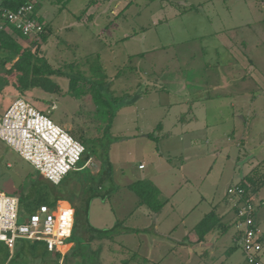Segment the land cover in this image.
Returning <instances> with one entry per match:
<instances>
[{
    "label": "rangeland",
    "instance_id": "1",
    "mask_svg": "<svg viewBox=\"0 0 264 264\" xmlns=\"http://www.w3.org/2000/svg\"><path fill=\"white\" fill-rule=\"evenodd\" d=\"M34 1L51 27L42 55L54 67L87 77L79 80L86 88L83 95L69 92L68 75H54L58 92L37 87L23 97L85 145L79 167L91 157L88 166L67 175V196L78 214L75 243L89 226L110 229L120 220L123 228L114 239L91 242L93 250L102 247V264H121L123 248L147 257L167 256L161 264H248L239 241L243 227L237 223V200L228 188L247 174L258 182L256 216L264 230V57L259 54L253 67L237 49L232 53L240 57L233 66L231 48L217 45V39L232 36L233 0H105L90 8L91 0ZM190 6L203 9L211 24L204 12H186ZM253 27L264 40V21L254 20ZM7 66L0 67V112L19 97L5 80ZM232 70L253 71L257 78L258 93L237 94L235 106L231 93L216 88L238 86ZM89 80L95 82L97 101ZM5 170L20 175V187ZM40 176L0 139V188L23 199L20 224L32 212L28 193ZM144 176H151L166 201L156 215L139 205L129 187ZM81 183L84 197L79 196ZM91 194L95 197L87 209ZM212 210L227 227H213L205 245H193L188 238L187 245H179ZM124 227L132 230L122 232ZM0 255L2 261L5 254Z\"/></svg>",
    "mask_w": 264,
    "mask_h": 264
},
{
    "label": "built area",
    "instance_id": "2",
    "mask_svg": "<svg viewBox=\"0 0 264 264\" xmlns=\"http://www.w3.org/2000/svg\"><path fill=\"white\" fill-rule=\"evenodd\" d=\"M35 8L34 0L17 9L4 6L0 0V27L3 21L9 23L7 31L12 28L13 32L16 29L29 37L40 36L46 26L34 16ZM0 139L55 185L60 184L71 171L88 166L91 160L79 167L78 163L86 151L85 145L23 97L16 98L0 112ZM228 193L237 200V223L243 227L239 241L247 263L264 264V230L256 216V195L237 184L229 187ZM20 207L19 196L7 194L0 188V240L11 246L18 238L44 241L50 251L64 254L62 248L74 230L75 208L61 200L55 206L42 204L26 218L25 223L20 224Z\"/></svg>",
    "mask_w": 264,
    "mask_h": 264
},
{
    "label": "trees",
    "instance_id": "3",
    "mask_svg": "<svg viewBox=\"0 0 264 264\" xmlns=\"http://www.w3.org/2000/svg\"><path fill=\"white\" fill-rule=\"evenodd\" d=\"M29 1L30 0H3V5L11 9H17ZM56 1L62 3L65 0ZM102 1L105 0H91L88 3V8L93 5H100ZM189 8L192 9L194 7L190 6L185 9L187 10ZM34 16L40 22L45 23L44 18L38 14L37 6ZM8 24L9 23L6 22L0 27V51L3 53L0 59L4 67L7 66L8 63H12L5 71V80L13 86L19 97H24L28 91L37 87L48 92H58L60 90V85L53 79L54 75H68L70 77L69 92L71 94L83 95L86 92V88L79 84V80H85L87 78L86 76L81 73L70 74L68 71L61 69V67H54L47 57L42 55L41 47L48 41L51 33V27L47 23H45L46 30L38 37L26 36L21 31L15 29V32L19 35V39H15L6 30ZM71 67H73L72 63L69 64V68ZM90 82L91 86L89 90L92 92L94 100L97 101L98 97L94 91L95 82ZM110 126L111 124H108V127ZM90 158L91 157L88 156L87 160ZM253 169H255V167ZM40 175L39 178H36V180L32 182L28 193V197L30 198L28 205H30L31 213L42 204L55 206L59 200H69L67 195H69L68 192L70 190L71 181H68V176H66L60 184L55 185L41 173ZM236 184L244 187L248 193L253 195H257L261 188L250 174L244 176L243 179ZM129 187L139 196V205H147L152 214H158L166 204V201L160 198L161 191L159 187L151 179H139L130 183ZM85 192L84 184H82L81 194H79V196L84 197L86 194ZM94 197V194L87 197V209H89L90 201ZM20 202L22 206L23 199L21 197ZM77 216L76 210L74 230L68 242L75 241L78 230ZM218 217L217 213L212 210L194 227V231L199 236V241L202 242L205 239V235L210 232L213 227L218 225L220 221ZM122 226L123 223L120 220L110 229H96L89 226V228H86L82 232V238L76 241L75 246L66 254H62L60 251L55 250L50 251L44 241L18 238L15 244L11 246L9 243L0 240V254H5L0 264H88L89 261L102 264L99 256L102 247L100 246L99 249L93 250L91 249V242L103 236L114 239L116 234H118V232L120 233L118 230ZM124 229V232L131 231L128 227ZM85 233H89L90 235L85 237ZM110 249L111 251L115 250L113 246H110ZM120 252L122 253L119 255V257L121 256V264H159L158 261L151 260L147 256L140 254L138 250L123 248ZM93 257H95V259H93ZM61 259L62 262L60 261Z\"/></svg>",
    "mask_w": 264,
    "mask_h": 264
},
{
    "label": "crops",
    "instance_id": "4",
    "mask_svg": "<svg viewBox=\"0 0 264 264\" xmlns=\"http://www.w3.org/2000/svg\"><path fill=\"white\" fill-rule=\"evenodd\" d=\"M205 2H207V1H205ZM229 8L231 10L230 11L231 17H230L229 30H230L232 36L229 38V41H226L228 39H225V40L224 39H217V45L219 47H228V48L230 47L231 48V49H229L230 53L239 49L240 55H244L246 60H248L251 63V65L254 67V64H255L254 60L256 59V57L260 58L259 54H262V57H264V47L257 46V43H263V46H264V40H263V38H261L262 36H260L259 32L256 31L253 27L254 20L264 21V0H233V6H230ZM185 11L186 12L189 11L190 13L198 12L199 14L201 12H204L203 9L201 10L198 8L197 9H195V8L187 9ZM204 14H205L206 20L211 24L212 20L210 19L209 15L206 14L205 12H204ZM8 31L15 39H17V37H19V35L15 31L13 32L12 28H8ZM221 32H225V30H221ZM253 36H260V40H254ZM227 44H229V46ZM240 55H239V57H240ZM239 57L237 56L236 53L231 54V60H233L232 61L233 66L238 65L237 61H239ZM1 66L2 65H0V67ZM9 67L10 66H7V68H9ZM232 71H233L232 75H234L235 77H238L237 78L238 79V86H237L236 82H234L235 86H232V85L230 86L228 83H225V85L219 84L216 88L217 89L219 88L218 91H220V92L222 91L225 93H227V92L231 93L233 95L232 97H235V98H233V101H231V103H232L231 105L235 106L234 100H236L237 94L241 93V94L245 95L248 92H250L251 90L253 92L257 91L255 89L257 86V78L254 75L253 71H251L250 74L245 72V70H242V71L239 70L238 72H236V70H232ZM227 84H228V86L226 87ZM257 93H258V91H257ZM160 124H159V127H160ZM161 127H162V124H161ZM165 136H167V135H165ZM141 165H143V164L139 165V167L141 169L145 168L144 166L141 167ZM145 178L151 179L154 182V180L151 178V176L150 177L144 176V177L136 179L135 181H137L139 179H145ZM89 196L90 195H88V197ZM61 201L68 202L69 204H71L70 200H61ZM217 215L219 216L218 219L220 220L217 227L220 226L221 229L224 230L227 226L223 224L221 215H219L218 213H217ZM183 221H185V220L183 219ZM196 224H198V222ZM96 229H99V228H96ZM130 230H132V229L130 228ZM133 230L135 231V229H133ZM122 232H124V231H122ZM207 234L204 237L205 239L201 242V241H199L198 234L194 231V227H192L190 230L187 231L184 239L181 240L178 244L179 245H187L188 243L186 242L185 239L188 238V241L191 242L193 245H197V246L205 245L207 242L206 241L207 240ZM89 235L90 234H88V236ZM238 235L240 236L239 232H238ZM65 245H68V248L65 251H63L64 254L69 252L71 250V248L75 246V241L74 242H67ZM105 247L108 250H111L110 245H107ZM205 251H206V248L204 249V247H203L202 252H205ZM148 258H150L151 260H154V261H158L159 264H161V262L164 261V258H167V256H161L159 258H155L149 254Z\"/></svg>",
    "mask_w": 264,
    "mask_h": 264
},
{
    "label": "water",
    "instance_id": "5",
    "mask_svg": "<svg viewBox=\"0 0 264 264\" xmlns=\"http://www.w3.org/2000/svg\"><path fill=\"white\" fill-rule=\"evenodd\" d=\"M5 171L13 177V179L16 183V187H20L22 184V178L20 177V175L14 171H11V170H5Z\"/></svg>",
    "mask_w": 264,
    "mask_h": 264
}]
</instances>
